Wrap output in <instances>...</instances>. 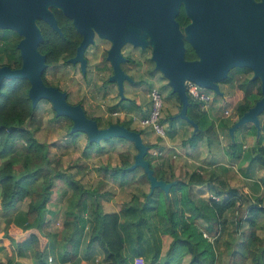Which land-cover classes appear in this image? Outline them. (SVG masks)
<instances>
[{
  "label": "trees",
  "instance_id": "16d2710c",
  "mask_svg": "<svg viewBox=\"0 0 264 264\" xmlns=\"http://www.w3.org/2000/svg\"><path fill=\"white\" fill-rule=\"evenodd\" d=\"M53 11L62 34L53 30L46 22L37 21L43 35L39 50L46 56L48 67L60 62L69 64V58L75 55L82 39L70 18L60 10L53 9ZM12 34L18 36L12 30H4L0 34V65L18 68L21 66V57L17 48L18 39L15 40L13 36L10 38ZM43 78L46 84L52 85L46 79L45 72ZM29 88L30 82L19 78L4 79L0 85V159L2 160L0 210L9 211L18 203L28 199L25 213L17 215L2 232L3 244L0 246V253L7 251V255L5 260L0 257V264H22L19 259L23 257L32 258L35 264H49L47 250L55 247L48 246L49 235L52 234L49 230L52 221L45 220L47 213H54L48 210V203L53 194L55 179L63 180L72 190L71 199L74 202H71V206H76V210L71 207L65 213L62 229L57 234L61 239L56 253L59 264H134L137 258H142L148 264H182L186 257L189 258L188 264H218L220 256L216 243L226 230L228 222L226 213L234 209L237 204L238 199L234 195L222 200L199 199L193 195L190 186L204 183L207 179L198 172H192L188 182L178 180L172 186L169 197L161 189L156 188L151 194L150 191L141 196L134 194L130 200L121 205L118 212L105 213L98 202L97 189L87 187L67 171H57L54 176L51 175L52 168L45 165L48 145L39 141L31 128L41 101L36 107L32 106L28 95ZM241 90L243 100L237 105L238 118L262 96L261 88H241ZM124 101L134 104L126 98L120 100L119 105ZM77 104L82 105L80 101ZM180 108L181 103L179 110ZM50 111L54 117H58L52 106ZM188 116L198 124V129L192 126L191 135L184 140L185 145L195 148L202 141L212 144L217 138L218 129L209 113L202 109L201 102L189 97ZM66 118L70 121L67 133L72 139H76L80 133L70 132L72 121ZM91 118L98 122L96 117ZM173 121L169 117V122ZM235 121L231 124L221 122V127H227L228 135L229 128ZM131 123L132 119H116L115 122L108 121L106 126L124 124L130 128ZM11 126L15 128L8 130ZM252 128L251 133H254L257 139L247 155L249 164L264 167V122L261 121L259 135L254 125ZM137 131L144 133L141 129ZM229 138L231 142L228 154L232 158L240 159L241 146L236 142L235 137L231 138L229 135ZM113 139L127 141L120 138ZM144 142L148 146L146 158L150 161L151 168L159 179H165L164 175L153 166L151 151L155 145ZM94 146L99 151L100 144L87 140L86 156H92L89 149ZM120 157V164L116 166L106 164L100 169L116 181L120 183L123 181L121 183L123 185L126 178L130 174H135L139 168L129 169L133 163L130 151H124ZM142 176L149 183L145 172H142ZM119 177L122 180L118 179ZM94 197L97 199L94 200ZM246 211L250 216L245 221L240 215L235 226L238 234L244 222L249 225L246 231L241 232V246L234 255L233 264H264V237L257 234L259 216L264 214L263 200L257 196L256 203ZM200 220L205 222L204 226L200 224ZM205 233L209 238L204 236ZM86 234H89V241L80 259L81 241ZM162 236L171 238L164 256H161ZM213 237L216 238L215 241L210 240Z\"/></svg>",
  "mask_w": 264,
  "mask_h": 264
},
{
  "label": "water",
  "instance_id": "95a60500",
  "mask_svg": "<svg viewBox=\"0 0 264 264\" xmlns=\"http://www.w3.org/2000/svg\"><path fill=\"white\" fill-rule=\"evenodd\" d=\"M252 1L254 0H0V29L12 30L21 36L17 44L21 66L12 68L0 65V85L4 79H27L30 82L28 95L32 106L36 107L41 100L49 101L58 117H68L72 121L70 132L86 134L90 142L100 143L113 138L132 142L137 153L129 169L141 167L149 180L150 194L159 188L168 197L177 181L168 182L155 175L146 158L148 146L139 131L124 124L100 127L97 120L87 116L81 104L69 103L66 91L46 84L43 73L48 64L46 56L39 50L43 35L37 21L42 20L56 32L62 33L51 8L60 10L72 20L82 39L69 62L79 63L83 74L86 73L88 64L85 57L87 48L94 44L96 37L110 41L106 59L111 64L112 74L108 80L117 85L121 100L126 98L124 81H132V77L122 67L127 61L122 48L126 44L141 49L150 48L154 69L168 80L181 103L179 112L173 118L184 119L195 129H198V124L188 116L189 95L186 82L193 81L222 94L218 83L228 76L229 70L251 67L254 78L262 81V96L230 126L229 135L234 138L235 131L245 124H253L257 134L260 133V116L264 114V39L262 58L261 40L258 39L259 57L255 61L250 60L247 55V47L244 45L246 41L233 35L229 29L221 34L219 47L215 32L211 33L207 45L201 51L192 39L199 37L195 33L203 22L212 26L220 20L223 25L228 26L234 19L247 17ZM182 4L192 20L185 28L187 38L199 53V58L194 61L185 57L184 34L176 20ZM256 6L258 10L262 8L264 11V0L257 2ZM14 128L11 126L8 130Z\"/></svg>",
  "mask_w": 264,
  "mask_h": 264
},
{
  "label": "rangeland",
  "instance_id": "374dc122",
  "mask_svg": "<svg viewBox=\"0 0 264 264\" xmlns=\"http://www.w3.org/2000/svg\"><path fill=\"white\" fill-rule=\"evenodd\" d=\"M17 40V37H14ZM110 41L100 39L96 37L94 44L88 47L86 56L88 59L86 75H82L79 69V64H65L60 62L54 66L46 69L45 77L52 84L59 87L68 93V101L71 104H77L79 101L88 117H96L100 127H106L108 121H114L120 119H130V114L133 111L134 104L127 101L126 107L121 109L119 105V92L118 87L110 81L107 82L109 76L112 74V67L110 62L106 59V51L110 47ZM122 52L132 58L133 62H125L122 65L123 70L130 75L132 81H124V94H128L129 88H136L138 94H135V100H141V111L147 112L151 105L150 92L153 88H157L163 97V108L161 115L162 120L168 122L171 115L179 112L178 96L172 91L171 86L168 84V80L163 75L154 69V63L151 62V49H142L139 47H131L126 45L122 48ZM238 79V77H237ZM220 90L222 94H217L213 90L202 87L203 92L208 93L211 96L209 102L208 113L210 118L215 121L216 128L218 129L217 138L214 139L211 147L204 149L191 148L189 162L185 160V156L175 158H167L166 162L174 161L178 163L176 166V174L182 177L183 170H186L188 164L196 163L201 171L214 168L216 172H219L216 179L222 181L218 185L215 193L219 192L221 198L227 196L237 198V204L231 211L228 218V231L226 236L222 238L221 246H225L226 241L229 240L234 243L235 249H239L237 235L235 232L236 222L240 215L243 218L249 217V212L246 211L250 206L256 203V197L259 196L264 203V167L260 165H250L249 158L251 148L256 143V135L251 133L253 130L252 124L242 125L236 130L234 137L236 142L241 146V158H232L228 154L229 143L231 142L227 127H221V122L224 121L227 124H231L237 120V105L243 100V92L237 87V85L227 84L222 81L219 82ZM126 102V101H125ZM134 102V101H133ZM51 103L47 100H41L36 111V120H34L31 128L34 131L36 138L45 142L48 145V157L45 159L47 165L52 168L51 175H55L57 171H67L73 174L77 179H80L87 187L91 189H97L99 192L98 202L100 203L104 211L119 210L121 205L132 198L134 194L142 195L149 190V183L143 178V169H139L134 174H130L123 185L114 178L107 176L101 169V166L110 164L116 166L120 164V155L124 151L131 152V160L133 154L136 153V149L132 142L118 141L113 139L112 141H101L100 149L97 150V145L90 148L92 156H86L85 148L87 144V135L80 133L76 139H72L68 133L67 128L70 125V121L64 117H54L50 111ZM118 108H117V107ZM228 111L226 114L225 112ZM114 112L120 114L114 115ZM229 114V115H228ZM261 121L264 122V114L260 116ZM176 124L185 126L187 129L185 132H190L192 126L184 120L177 118L174 120ZM132 129L142 130L141 125L132 123ZM154 134V133H153ZM179 140L185 138L188 134H183L181 130L177 133ZM183 135V136H182ZM153 139L156 138L155 134ZM158 141V140H157ZM180 143H178L179 146ZM205 144V142H204ZM182 151V154L186 151ZM187 150V149H186ZM207 150V151H206ZM204 153L203 156L201 155ZM188 154V152H187ZM160 156V155H159ZM186 159H188L186 157ZM207 159L213 161V165L210 168H205V162ZM157 162H164L165 158L156 159ZM2 160L0 159V163ZM208 163H206L207 165ZM208 166V165H207ZM222 168H225L224 171ZM118 179L122 180L121 177ZM119 180V181H120ZM236 190L231 192L230 188ZM1 192V188H0ZM51 200L48 203V210L54 212L53 214L47 213L46 220H51V226L49 230L51 235L48 241V246H53L54 238L58 232L62 229V221L65 213L70 210H76V206H71V202H74L72 198V190L66 186L63 180L55 179V184L52 187ZM218 197L217 195H212ZM211 196V197H212ZM210 197V198H211ZM96 200L97 198L94 197ZM220 199V198H219ZM28 199L17 204V206L9 211L0 210V246L3 244L2 236L3 231L8 227V223L13 221L19 214H24L27 209ZM231 223L232 226H231ZM247 223L244 222L241 230L248 228ZM258 233L264 237V217H260L258 222ZM2 234V235H1ZM224 234V235H225ZM164 237V236H163ZM221 238V237H220ZM162 240V246L164 247L166 241ZM167 245V244H166ZM221 246H219L221 248ZM257 248V247H255ZM219 251V249H218ZM55 253L50 249L47 250V257L49 264H59ZM0 257L5 260L6 251L0 253ZM28 258V257H27ZM223 260L218 264H232L234 262L233 255L226 254L222 256ZM30 259V258H29ZM33 261V259L31 258ZM34 262V261H33ZM250 262V259H249ZM35 264V263H34Z\"/></svg>",
  "mask_w": 264,
  "mask_h": 264
},
{
  "label": "crops",
  "instance_id": "0c3cea01",
  "mask_svg": "<svg viewBox=\"0 0 264 264\" xmlns=\"http://www.w3.org/2000/svg\"><path fill=\"white\" fill-rule=\"evenodd\" d=\"M138 92V90H136V88H129V92H128V94L126 95L125 94V96H126V98L128 99V100H131V101H134V107H133V111L131 112V113H129L130 114V119H132V123H136V124H139L140 125V123H139V119L140 118H142V117H145V116H147L148 114H149V111H150V109H151V105L149 106V109H148V111L147 112H143V111H141V110H143V109H141V107H140V103L139 102H141V100L139 101H137V100H135L136 98H135V94H138L137 93ZM125 98V99H126ZM120 99V98H119ZM124 99V100H125ZM121 100V99H120ZM119 100V101H120ZM118 101V102H119ZM126 103H128L127 101L125 102H123L122 104H120V105H118V107L120 106L121 107V109H122V107L123 108H125L126 106ZM117 107V108H118ZM177 114V113H176ZM175 115V114H174ZM173 115V116H174ZM173 116L171 115V120H175V118H173ZM133 118H136V119H133ZM118 119H120V118H118ZM125 120V119H124ZM132 123H131V125H132ZM177 122H172V123H170L169 122V120H168V122H166V120L164 121H162V124L164 125V127H165V136L164 137H159V136H157L152 130H151V128L150 127H147V126H141L142 127V130H143V134H142V137H143V139H144V141H146V142H149V143H151V144H154L155 145V147L152 149V156H153V166L157 169V171H159V173L161 174V175H164V177H165V179L164 180H166V181H168V182H171V181H177L178 182V180H184L185 182H188V179H189V177H190V175L192 174V172H198V174L199 175H201V176H203V177H205L206 179H207V181L206 182H204V183H201V184H195V185H191L190 186V190H191V192L193 193V195L194 196H196V197H198L199 199H202V200H209V199H211L210 197L212 196V195H217V196H219V192H220V190L218 189V185L220 184V183H222V181H217V179H216V177H217V175H218V173L219 172H216L215 171V169L214 168H210V166L211 165H213L214 163H213V161H210L209 159H207L206 161H204L205 162V168L206 169H208V168H210L209 170H206V171H201L199 168H198V164H196V163H191V164H188V166H187V168H186V170H183V175H182V177H179V175H177L176 174V166H177V164L178 163H175L174 161H169L170 163H167L166 162V160H167V158H175L176 157V155H177V157L178 156H180V154L181 155H183V157L185 158V160L186 161H188L189 162V160H190V158H191V156H190V150H192L193 148L192 147H190V146H186L185 145V143H184V140L187 138V137H189L190 135H191V133H192V130H190V132H185V130L187 129L185 126H182V125H180V124H176ZM191 126V125H190ZM131 129H132V127H130ZM183 131V134H188L185 138H182V139H180L179 140V138H178V135H177V133L179 134V132L180 131ZM155 134V136H156V138L155 139H153L152 137H154V134ZM236 133V132H235ZM235 135H237V137L239 136V134H235ZM183 136V135H182ZM158 140V141H157ZM204 142H205V144H204ZM178 143H180L179 144V146H178ZM211 145L212 144H208L206 141H202L197 147H195V148H200L202 151L206 148V149H208V151H209V148L211 147ZM180 148H182V150H185L186 151V155H184L185 154V152L182 154V151H180L179 149ZM192 148V149H191ZM194 148V149H195ZM136 149V148H135ZM187 149V150H186ZM207 151V150H206ZM187 152H188V154H187ZM136 153H137V150H136ZM135 153V154H136ZM135 154H133L134 156H135ZM203 152H202V156H203ZM160 155V156H159ZM158 157H160V158H165V161L164 162H157V160L156 159H158ZM186 157L188 158V159H186ZM190 157V158H189ZM133 161H134V157H133ZM206 163H208L207 165H206ZM223 169V168H222ZM224 170V169H223ZM225 171V170H224ZM172 177H174L171 181H169V179H171ZM148 183V182H147ZM216 189H218V191L219 192H217V194L215 193V191H216ZM230 190L232 191H236V190H234L232 187L230 188ZM148 191H150V184H149V190ZM169 195H170V192H169ZM169 195H168V197H169ZM222 196L220 195L219 196V198L222 200L223 198H221ZM259 197V196H258ZM236 206V205H235ZM120 209V208H119ZM233 210V209H232ZM232 210H230V211H228L227 213H226V218H227V215H230V213H231V211ZM104 211V210H103ZM119 210H114V211H104L105 213H114V212H118ZM260 217L262 218V217H264V214H261L260 216H259V219H260ZM246 218L247 217H245V221H246ZM259 219H258V222H259ZM227 220H228V218H227ZM229 222V221H228ZM228 222H227V226H226V230L224 231V233H222L221 234V236H219V239H218V242L216 243L217 245H218V249H219V263H221V261L223 260V258H222V256H223V254L224 255H226V254H229V255H233V257H234V255H235V253L236 252H238L239 250H240V246H241V241H242V234H241V232H243V231H246L248 228H246V229H244L243 231L241 230V228H242V226L240 227V229H239V231H238V234L237 235H239V233L241 234V236L240 237H237V240H238V244H239V249H235V247H234V243L232 244V242H230L229 240H225L226 241V244H225V246L223 245V246H221V244H219V243H221L222 242V238L224 237V236H226V232L228 231ZM246 223V222H245ZM200 224L202 225V226H204L205 225V222L203 221V220H200ZM232 224L233 223H231V226H232ZM243 226H244V223H243ZM246 226H248L249 227V225H248V223H247V225ZM61 231V230H60ZM236 232V231H235ZM225 234V235H224ZM257 234H259L258 233V225H257ZM57 235V234H56ZM260 235V234H259ZM261 236V235H260ZM221 237V238H220ZM261 237H263V236H261ZM214 238V237H213ZM164 239V241H166V244H165V246L163 247L162 246V243H161V256H164V254L166 253V251H167V249H168V247H169V244H170V242H171V238L169 237V236H162V240ZM215 239L216 238H214V241H215ZM61 239H59L58 238V235L54 238V249H51L55 254V256L57 257V251H58V244H59V241H60ZM88 241H89V234H86V235H84L83 237H82V241H81V246H80V255H79V258L81 259L82 257H83V254H84V250H85V247H86V245H87V243H88ZM164 241H163V243H164ZM64 242V241H63ZM219 246H221V248L219 247ZM257 247V246H256ZM6 255H7V251H6ZM98 256H99V258H100V254H99V252H98ZM235 259V258H234ZM21 262H22V264H34V262L31 260V258L29 259V258H27V257H23V258H21V259H19ZM188 260H189V258L188 257H186L185 259H184V262L182 263V264H188ZM87 264V263H86ZM134 264H148V262H145L142 258H137V259H135V261H134ZM233 264V263H232Z\"/></svg>",
  "mask_w": 264,
  "mask_h": 264
},
{
  "label": "flooded vegetation",
  "instance_id": "af4514ba",
  "mask_svg": "<svg viewBox=\"0 0 264 264\" xmlns=\"http://www.w3.org/2000/svg\"><path fill=\"white\" fill-rule=\"evenodd\" d=\"M259 1L260 0L252 1V4H250L251 5L250 12H247V14H248L247 17L242 16V17H239L237 19H234L233 21H231L229 23L228 26L223 25V23L220 22V20H217L212 26H210L208 24V22L207 23L203 22L202 24H200L199 25V31H197L195 33V36H199V37L192 39L197 44V49L199 48V51H201L202 48H204L207 45V40L210 37L212 32H215L216 35L218 36L217 46L219 47L221 45V40L219 39L221 34L228 31V29H229L230 31H232L233 35H235L236 37H239V38L246 41V43L244 45H245V47H247V55L249 56V59L252 61L257 60V58L259 57L258 39H260L261 40V42H260L261 43V58H262V56H263V54H262L263 53V39H264V17H263L264 11L262 8L260 10H258L256 3ZM51 9L53 11V9H55V8H51ZM176 20L178 21L180 29H181L182 33L184 34L183 40H184V46H185V57H186V59L190 60V61L197 60L199 58V53L196 50V48H194L191 41L187 38V33L185 32L186 26H188L192 22V20L187 16L183 4L179 8V12L176 16ZM57 21H58V19H57ZM4 30H8V29H0V34H2V32ZM192 32H193V30H192ZM60 34H62V33H60ZM12 36L17 37L18 42L21 39V36H19V35L14 36L12 34L10 36V38H12ZM126 45H131V44H126ZM131 47H134V46L131 45ZM87 50H88V48H87ZM87 50H86V52H87ZM86 52H85V57L87 58ZM106 53H107V51H106ZM124 56L127 58V61H126L127 63L133 62L132 58L130 56L125 55V54H124ZM124 63L122 65H124ZM69 64H72V63L69 62ZM77 64H79V63H77ZM51 66H54V65H50L49 67H51ZM49 67H47V68H49ZM79 69H80V65H79ZM80 72H81V69H80ZM81 74L85 76L87 73L83 74L81 72ZM237 77H238V79H237ZM222 83H224L225 85H227V84L234 85V83H235V85H237V87L239 89H241V88L255 89V88H261L262 87L261 79L260 78H254V70L251 67H235V68H232L231 70H229L228 76L224 80H222ZM67 97H68V93H67Z\"/></svg>",
  "mask_w": 264,
  "mask_h": 264
},
{
  "label": "built area",
  "instance_id": "2783aa9c",
  "mask_svg": "<svg viewBox=\"0 0 264 264\" xmlns=\"http://www.w3.org/2000/svg\"><path fill=\"white\" fill-rule=\"evenodd\" d=\"M187 93L190 98L195 101L201 102V107L203 110L208 111L209 102L211 100V96L203 92L202 87L193 81L186 82ZM151 98V109L149 114L145 117L139 119V123L141 126L150 127L151 130L159 137L165 136V127L161 122L162 108H163V97L161 92L157 88H153L150 92ZM226 114L228 111L225 112ZM120 114L119 112H114V115ZM229 115V114H228ZM136 119V118H133ZM212 199L219 200L218 197L212 196ZM205 237L208 235L205 233ZM209 238V237H208ZM210 240H214V238H210Z\"/></svg>",
  "mask_w": 264,
  "mask_h": 264
}]
</instances>
